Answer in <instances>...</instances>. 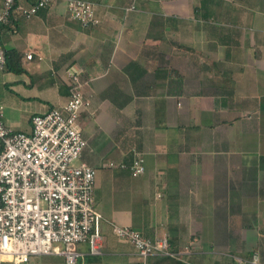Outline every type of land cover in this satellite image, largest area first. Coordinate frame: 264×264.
Masks as SVG:
<instances>
[{
  "label": "crops",
  "instance_id": "0c3cea01",
  "mask_svg": "<svg viewBox=\"0 0 264 264\" xmlns=\"http://www.w3.org/2000/svg\"><path fill=\"white\" fill-rule=\"evenodd\" d=\"M86 1L100 24L84 26L68 0H55L1 28L12 57L0 73L9 127L30 132L34 113L65 105L78 71L89 101L83 160L140 152L147 163L132 196L117 190L121 206L99 209L104 254L81 245L78 264H141L115 224L180 250L198 232L197 264L255 254L264 264V0ZM105 196L95 188L99 206ZM57 257L43 260L66 264Z\"/></svg>",
  "mask_w": 264,
  "mask_h": 264
},
{
  "label": "built area",
  "instance_id": "2783aa9c",
  "mask_svg": "<svg viewBox=\"0 0 264 264\" xmlns=\"http://www.w3.org/2000/svg\"><path fill=\"white\" fill-rule=\"evenodd\" d=\"M55 0H35L23 5L18 0L0 2V73L7 66L1 44V28L13 16L30 19ZM133 10L135 6H128ZM72 17L84 26L100 24L94 3L68 0ZM32 59L33 55H27ZM78 71L71 72L68 102L31 116L30 132L16 131L4 119L0 105V264H32L44 256H62L66 264H78L87 253L102 256V213L95 206L97 170L83 160L87 147L80 119L89 101ZM109 167H115L110 162ZM129 169L134 177L145 173L142 153L134 152ZM114 234L134 245L140 256L171 255L167 237L156 240L130 226L113 225ZM231 264H260L236 257Z\"/></svg>",
  "mask_w": 264,
  "mask_h": 264
},
{
  "label": "rangeland",
  "instance_id": "374dc122",
  "mask_svg": "<svg viewBox=\"0 0 264 264\" xmlns=\"http://www.w3.org/2000/svg\"><path fill=\"white\" fill-rule=\"evenodd\" d=\"M85 119H83V125H84ZM85 129V127H84ZM167 148H170V146H168ZM116 152L113 151V153H111L110 155H99L98 159H97V164H91L93 165L96 170H97V175H96V187L95 188H100V193H107V196H105V198L102 199L101 201V205L99 206V202L98 200L95 203L96 208L99 209H103L106 212L111 210V208L116 207L117 205L120 207L121 205H119V203L116 201V198L113 196H116V191L118 190V192L121 193H125L126 196L130 195L132 196V192H133V186L132 184H135L136 182L140 181L141 178H134V176L131 174L129 169H123L118 167V164L124 159V158H129L130 154L127 153V155L125 154H115ZM129 155V156H128ZM145 159V158H144ZM86 160L89 161V157H86ZM124 161V160H123ZM110 162H114L115 163V167H109ZM146 166L147 163L145 161V172H146ZM120 185V186H119ZM150 189V188H149ZM123 192H122V191ZM174 196H171V200ZM148 198V197H147ZM170 200V202H171ZM169 202V205H170ZM173 206L175 205L174 202L172 204ZM171 215H174V213H172ZM176 215V213H175ZM109 225L108 222L103 219L102 220V225H101V231H102V235H103V230H105V227ZM127 226V225H125ZM134 229H137L133 226H130ZM139 232H141L143 234L142 230L137 229ZM114 233V232H113ZM115 235V234H114ZM195 236H188V238L190 239L189 241L191 242L192 238L197 237H204V236H199L198 232L194 233ZM116 236V235H115ZM116 238L118 239V237L116 236ZM150 239V238H149ZM174 242V241H173ZM190 242L187 241L186 245L182 246V250H180L178 247V252H174L171 255H160L161 257H168V256H174L176 258H179L180 260L183 261H187V263L189 264H197L198 260H196L195 258V253H194V244H190ZM176 244V243H175ZM132 245V244H131ZM85 246V245H84ZM134 247V245H132ZM195 246V245H194ZM135 249V247H134ZM169 251L170 250V242H169ZM82 252H84V255L80 258V259H84L85 258V250H83ZM171 253V252H170ZM140 256V255H139ZM154 257H159V255H151L148 258H145L143 256H140V262L141 264H146L147 261L148 263L150 262V260L154 259ZM55 258V257H53ZM59 260H62V257H57ZM43 259H47L46 256L45 257H41L37 260H35V264H45ZM51 259V258H50ZM195 260L197 262H195ZM232 263V262H231ZM229 263V264H231ZM4 264H8L7 262H5ZM226 264V263H225Z\"/></svg>",
  "mask_w": 264,
  "mask_h": 264
},
{
  "label": "trees",
  "instance_id": "16d2710c",
  "mask_svg": "<svg viewBox=\"0 0 264 264\" xmlns=\"http://www.w3.org/2000/svg\"><path fill=\"white\" fill-rule=\"evenodd\" d=\"M5 55L7 58V63L9 62V64H11L12 57H10V53L5 51ZM15 70L16 72L22 71L21 69H15ZM131 161H132V156L124 160V162H127L128 164H130ZM175 243L176 241L173 242L172 239H170V250H171L170 252L171 253L178 252L177 244ZM146 264H189V263H187V261L185 262L183 260H180L179 258H176L174 256H168V257L159 256V257H154L153 260L151 259L149 263L147 261Z\"/></svg>",
  "mask_w": 264,
  "mask_h": 264
}]
</instances>
